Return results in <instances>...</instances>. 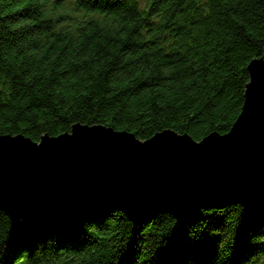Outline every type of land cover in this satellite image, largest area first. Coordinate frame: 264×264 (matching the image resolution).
<instances>
[{"label": "trees", "instance_id": "trees-1", "mask_svg": "<svg viewBox=\"0 0 264 264\" xmlns=\"http://www.w3.org/2000/svg\"><path fill=\"white\" fill-rule=\"evenodd\" d=\"M51 7L0 0V136L38 142L75 124L141 141L165 130L195 141L225 135L243 106L247 66L264 57V0ZM61 249L52 264H254L264 196L250 208L206 206L181 224L167 214L135 224L106 207L16 223L0 212V264Z\"/></svg>", "mask_w": 264, "mask_h": 264}, {"label": "water", "instance_id": "water-1", "mask_svg": "<svg viewBox=\"0 0 264 264\" xmlns=\"http://www.w3.org/2000/svg\"><path fill=\"white\" fill-rule=\"evenodd\" d=\"M239 116L200 141L171 130L141 141L75 124L38 142L0 136V212L10 223L106 207L133 223L159 214L179 224L202 208H250L264 196V57L247 66Z\"/></svg>", "mask_w": 264, "mask_h": 264}, {"label": "clouds", "instance_id": "clouds-1", "mask_svg": "<svg viewBox=\"0 0 264 264\" xmlns=\"http://www.w3.org/2000/svg\"><path fill=\"white\" fill-rule=\"evenodd\" d=\"M42 4H46L47 6V13H51L52 11V4L54 3V0H41ZM46 13V14H47ZM62 249L56 253L52 252H46L42 254H38L37 256H33L30 259L28 258V254L25 253L23 256L30 262V264H52V261L58 258L61 253H64ZM20 257L16 264H18V261L21 259ZM254 260V264H264V252H259L256 255L252 257Z\"/></svg>", "mask_w": 264, "mask_h": 264}]
</instances>
